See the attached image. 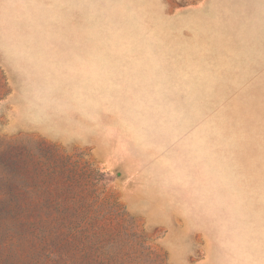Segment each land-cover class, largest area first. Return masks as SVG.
<instances>
[{
  "label": "rangeland",
  "instance_id": "374dc122",
  "mask_svg": "<svg viewBox=\"0 0 264 264\" xmlns=\"http://www.w3.org/2000/svg\"><path fill=\"white\" fill-rule=\"evenodd\" d=\"M0 264H264V0H0Z\"/></svg>",
  "mask_w": 264,
  "mask_h": 264
}]
</instances>
